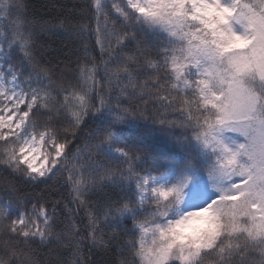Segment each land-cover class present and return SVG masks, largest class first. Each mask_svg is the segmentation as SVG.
Masks as SVG:
<instances>
[{
	"label": "snow or ice",
	"instance_id": "snow-or-ice-1",
	"mask_svg": "<svg viewBox=\"0 0 264 264\" xmlns=\"http://www.w3.org/2000/svg\"><path fill=\"white\" fill-rule=\"evenodd\" d=\"M0 264H264V0H0Z\"/></svg>",
	"mask_w": 264,
	"mask_h": 264
}]
</instances>
